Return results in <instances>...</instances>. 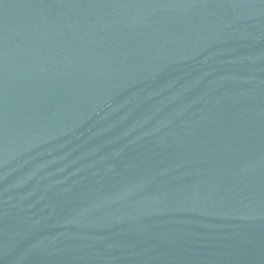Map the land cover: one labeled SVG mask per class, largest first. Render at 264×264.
Returning a JSON list of instances; mask_svg holds the SVG:
<instances>
[{"label":"water","instance_id":"water-1","mask_svg":"<svg viewBox=\"0 0 264 264\" xmlns=\"http://www.w3.org/2000/svg\"><path fill=\"white\" fill-rule=\"evenodd\" d=\"M0 264H264V0H0Z\"/></svg>","mask_w":264,"mask_h":264}]
</instances>
